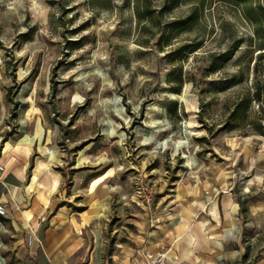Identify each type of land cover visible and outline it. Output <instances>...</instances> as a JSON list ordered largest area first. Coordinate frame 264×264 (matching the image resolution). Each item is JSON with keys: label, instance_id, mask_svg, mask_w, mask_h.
<instances>
[{"label": "rangeland", "instance_id": "obj_1", "mask_svg": "<svg viewBox=\"0 0 264 264\" xmlns=\"http://www.w3.org/2000/svg\"><path fill=\"white\" fill-rule=\"evenodd\" d=\"M145 3L151 14L140 20ZM259 4L0 0L2 145L41 118L61 130L69 156L89 143L95 156L122 164L136 195L143 178L155 203L180 201L185 185L231 189L243 201L246 258H264V111L253 101L249 120L221 129L264 80ZM235 44L234 57L212 70L211 54Z\"/></svg>", "mask_w": 264, "mask_h": 264}, {"label": "crops", "instance_id": "obj_2", "mask_svg": "<svg viewBox=\"0 0 264 264\" xmlns=\"http://www.w3.org/2000/svg\"><path fill=\"white\" fill-rule=\"evenodd\" d=\"M61 138L39 118L0 149V264H146L161 253L162 264H264L244 256L231 189L185 185L180 201L142 205L120 162L89 143L69 156Z\"/></svg>", "mask_w": 264, "mask_h": 264}, {"label": "trees", "instance_id": "obj_3", "mask_svg": "<svg viewBox=\"0 0 264 264\" xmlns=\"http://www.w3.org/2000/svg\"><path fill=\"white\" fill-rule=\"evenodd\" d=\"M240 3H244L247 0H236ZM261 10L264 12V6L259 4ZM150 4L145 3L144 5L138 4L137 7V14L142 20L146 16L150 15L151 13ZM194 13L192 12L187 18H183L181 24H188L193 22L195 19L193 16ZM248 17L253 21L254 18L251 17L248 13H246ZM238 44L234 46L228 47L220 52H214L211 54L210 60V67L212 70H218L222 68L228 61H230L237 52ZM196 49V48H195ZM171 80V79H170ZM182 78L180 77L179 83L177 87L173 88V91L180 93L182 89ZM253 101H257L261 109L264 111V80L261 79L256 81L254 84V89L252 92H249L239 98L231 108L230 114L228 119L222 125L221 129H232L241 126L243 122L249 120L251 111H252V104ZM260 131L263 132V126L259 123ZM238 202L240 205L243 203L242 199L238 198ZM249 250L246 249V253L244 256H248Z\"/></svg>", "mask_w": 264, "mask_h": 264}, {"label": "built area", "instance_id": "obj_4", "mask_svg": "<svg viewBox=\"0 0 264 264\" xmlns=\"http://www.w3.org/2000/svg\"><path fill=\"white\" fill-rule=\"evenodd\" d=\"M2 137L0 135V149L2 148ZM0 169H4V166L0 164ZM138 199L144 203L146 206H151L155 201V192L154 189L143 179L140 178L137 191ZM0 215L6 216L7 209L6 205L0 201ZM164 258V253H161L159 256L150 257L146 264H162Z\"/></svg>", "mask_w": 264, "mask_h": 264}]
</instances>
